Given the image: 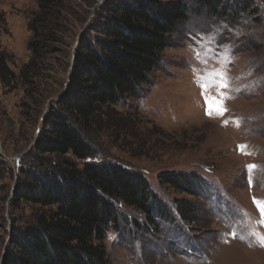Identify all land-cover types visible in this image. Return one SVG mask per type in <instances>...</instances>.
Instances as JSON below:
<instances>
[{
	"label": "rangeland",
	"instance_id": "374dc122",
	"mask_svg": "<svg viewBox=\"0 0 264 264\" xmlns=\"http://www.w3.org/2000/svg\"><path fill=\"white\" fill-rule=\"evenodd\" d=\"M104 1L88 0L90 13L82 8L84 0L71 2L70 39L66 46H54L57 52L46 58L33 85H0V264L12 229L33 224L44 212L14 204V187L20 169H30L46 114L67 87L77 39ZM252 1L257 14L235 22L197 15L188 1L192 13L180 26L173 48L164 52L145 97L102 109L86 134L99 161L149 181L169 215L156 214L150 225L143 214L118 205L117 230L104 243L108 264H264L259 243L264 227L256 223L260 213L253 203V197L264 200V0ZM38 2L0 0L7 25L0 41L13 57L16 75L32 57L29 23ZM196 51L203 53L201 60L195 58ZM213 69L226 73L228 85L211 89V95L223 91L231 98L223 99V115L210 116L197 76ZM240 145L252 154H242ZM249 165L257 167L250 173ZM164 173H197L207 180L208 196L193 199L199 209L196 224L185 223L175 208L176 200L192 198L162 187L158 175Z\"/></svg>",
	"mask_w": 264,
	"mask_h": 264
},
{
	"label": "trees",
	"instance_id": "16d2710c",
	"mask_svg": "<svg viewBox=\"0 0 264 264\" xmlns=\"http://www.w3.org/2000/svg\"><path fill=\"white\" fill-rule=\"evenodd\" d=\"M72 1L39 0L29 23L32 57L19 75L0 41V85L16 89L39 80L46 58L57 52L54 46H66L70 39L67 10ZM84 1L82 8L90 13L93 5ZM188 1L194 3L195 14L224 22L257 14L252 0H105L96 9L77 39L67 87L45 116L30 169H20L14 187V204L44 212L33 224L12 229L2 264H108L104 243L117 230L118 205L143 214L150 225L156 214L169 219L150 182L99 161L86 134L102 109L145 97L164 52L173 48L180 26L192 13ZM6 26L0 13V32ZM158 182L192 198L176 200L175 208L185 223L196 224L199 209L193 199L208 196L207 180L197 173H164Z\"/></svg>",
	"mask_w": 264,
	"mask_h": 264
},
{
	"label": "snow or ice",
	"instance_id": "6c2138e0",
	"mask_svg": "<svg viewBox=\"0 0 264 264\" xmlns=\"http://www.w3.org/2000/svg\"><path fill=\"white\" fill-rule=\"evenodd\" d=\"M203 56V53L200 51H196L195 58L197 60H201V57ZM204 63H207V61H203ZM197 79L200 81V87L202 90V95H204L205 98V105L207 114L210 116L215 115H223L225 111H227L226 108L223 106V99H230L231 97L225 96V93L223 91H218L215 96L211 95V89H224L228 85L227 75L223 71L218 70H209L206 75H198ZM237 127L240 125V121H237ZM247 145H240L239 150L242 154L245 155H251L252 153H249L246 151ZM256 165H249L248 169L251 173L253 170L256 169ZM249 186H252V177L249 176ZM253 203L255 204L257 211L260 213V219L256 221V223H259L262 227H264V200H257L255 197H253ZM241 215L246 219L248 223H251V217L246 213L242 212ZM231 228V225H229ZM252 235H257V233L253 232ZM233 236L235 238L236 233L233 232ZM243 239V237H240ZM259 243L261 247H264V235L259 236Z\"/></svg>",
	"mask_w": 264,
	"mask_h": 264
}]
</instances>
